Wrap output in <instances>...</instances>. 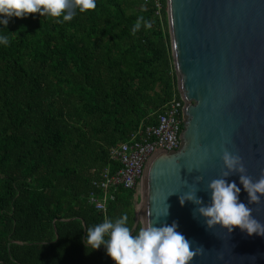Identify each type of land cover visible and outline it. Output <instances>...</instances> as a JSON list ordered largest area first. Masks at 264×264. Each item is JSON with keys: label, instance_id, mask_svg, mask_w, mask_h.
<instances>
[{"label": "trees", "instance_id": "1", "mask_svg": "<svg viewBox=\"0 0 264 264\" xmlns=\"http://www.w3.org/2000/svg\"><path fill=\"white\" fill-rule=\"evenodd\" d=\"M159 2L158 14L155 0H97L72 21H9V44L0 45V264H114L83 240L122 213L133 226L135 191L118 189L105 213L88 197L103 170L120 167L109 149L155 125L176 95ZM139 16L152 27L133 33Z\"/></svg>", "mask_w": 264, "mask_h": 264}, {"label": "water", "instance_id": "2", "mask_svg": "<svg viewBox=\"0 0 264 264\" xmlns=\"http://www.w3.org/2000/svg\"><path fill=\"white\" fill-rule=\"evenodd\" d=\"M166 14L184 102L180 147L160 149L145 163L132 227L176 221L192 248L203 249L191 264H264V237L208 230L196 204L179 202L194 190L208 204V184L224 178L264 224V197L249 203L240 174L223 176L222 159L224 151L239 155L253 181L264 175V0H166Z\"/></svg>", "mask_w": 264, "mask_h": 264}, {"label": "clouds", "instance_id": "3", "mask_svg": "<svg viewBox=\"0 0 264 264\" xmlns=\"http://www.w3.org/2000/svg\"><path fill=\"white\" fill-rule=\"evenodd\" d=\"M97 0H0V45L7 46L9 37L5 33L12 18H26L30 14H39L45 18H57V23L72 21L79 13L95 9ZM62 19H59L61 18ZM152 27L151 20L139 16L132 29L133 33L141 26ZM223 163L227 171L240 174V184L247 192L248 202L259 204L264 197V175L253 181L239 155L228 151L223 153ZM210 202L204 204L198 199L196 191L190 190L179 198L181 206L193 202L198 207L195 213L204 220L208 230L219 226L231 234L239 228L248 236L253 234L264 237V224L252 216V209L239 200L241 188L235 182L228 183L217 178L208 184ZM169 214L168 208L164 217ZM178 223L160 226L150 221L138 230L129 225V217L122 213L118 218H106L87 229L83 243L86 252L91 253L103 248L114 264H191L193 258L203 249H193L192 242L178 231Z\"/></svg>", "mask_w": 264, "mask_h": 264}, {"label": "built area", "instance_id": "4", "mask_svg": "<svg viewBox=\"0 0 264 264\" xmlns=\"http://www.w3.org/2000/svg\"><path fill=\"white\" fill-rule=\"evenodd\" d=\"M155 6L158 14L161 10L159 0H155ZM183 105L177 89L174 98L157 115L155 125L139 127L126 142L109 149V158L120 167L115 172L103 170L99 179L93 183L98 192L89 195L88 203L96 211L105 213L107 201L113 199V194L118 189L134 190L135 193L140 191L143 168L153 153L160 149H179Z\"/></svg>", "mask_w": 264, "mask_h": 264}, {"label": "rangeland", "instance_id": "5", "mask_svg": "<svg viewBox=\"0 0 264 264\" xmlns=\"http://www.w3.org/2000/svg\"><path fill=\"white\" fill-rule=\"evenodd\" d=\"M140 190V189H139ZM140 191H138V193H139Z\"/></svg>", "mask_w": 264, "mask_h": 264}]
</instances>
